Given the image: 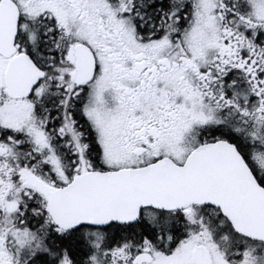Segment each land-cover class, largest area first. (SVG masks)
I'll list each match as a JSON object with an SVG mask.
<instances>
[{"label": "snow or ice", "instance_id": "snow-or-ice-1", "mask_svg": "<svg viewBox=\"0 0 264 264\" xmlns=\"http://www.w3.org/2000/svg\"><path fill=\"white\" fill-rule=\"evenodd\" d=\"M0 264H264V0H0Z\"/></svg>", "mask_w": 264, "mask_h": 264}]
</instances>
